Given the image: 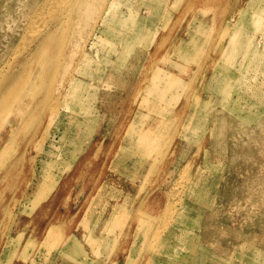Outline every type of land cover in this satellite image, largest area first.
<instances>
[{"label":"rangeland","instance_id":"374dc122","mask_svg":"<svg viewBox=\"0 0 264 264\" xmlns=\"http://www.w3.org/2000/svg\"><path fill=\"white\" fill-rule=\"evenodd\" d=\"M43 1L0 0V137L10 145L8 156L0 160V171L27 150L16 178L0 189V264H264V33L258 52L247 56L251 35H260L254 31L264 26V0H213L212 4L206 0L192 6L187 0H181L180 6L163 0L162 17L153 30L146 31L139 39L123 41L129 51L122 66L109 65L118 53L109 47L98 27L95 29L102 22L103 9L109 11L108 1L90 2L96 9L102 6L101 9L77 36L64 41V50L70 41L80 46L87 43L93 51L92 68L105 71L106 80L87 79L85 83L95 90H112L123 79L130 89L139 87L140 79L131 83L134 75L149 76L154 62L156 70L157 55V59L165 56L181 41L190 39L188 25L198 11L209 9L222 22L223 10L239 9L244 28L238 33L234 26L232 37L222 36L225 41L221 38L218 49L220 52L229 39V43L236 40L245 46L236 54L226 52L225 68L220 64L216 72L210 59L217 55L213 52L219 40L216 36L210 37L199 59H183L182 54L174 53V63L191 70L169 67L166 71L168 84L188 92L185 97L190 98L192 105L187 114L196 109L193 102L200 89L208 90L203 98L218 101L205 118L214 144H210L206 155L201 153L198 140L187 144L183 162L187 157L184 165L188 172L181 166L175 168L184 176L174 185L177 198L168 212L159 211L158 202L152 207L145 204L154 197L148 196V189L159 177L160 161L145 158L147 164L140 166L136 180L124 181L113 170H109L104 180L107 170H99V165L116 150L123 137V127L135 119L131 117L137 100L152 95L145 90L142 95L128 96L126 105L132 109L130 112L109 115L107 121L108 111L98 108L99 100L83 96L75 108L76 122L84 123L90 112L96 118V123L80 135L82 143L91 145L90 150L84 156L77 154L75 160L60 154L46 155V147L54 138L59 146L54 132L60 125L61 114L72 111H59V100L70 108L71 100L77 97L67 91L60 98V77L73 71L82 55L75 51L70 59H60L57 73L53 68L48 69L49 52L35 66L36 60L28 53L29 45L42 40L37 33L51 21L48 18L52 15L43 9ZM121 3L126 5L124 11H135L142 1ZM36 8L42 9L38 15ZM253 13L257 14L256 19L251 18ZM150 14L148 11L147 16ZM149 20L142 19V25L146 26ZM133 24L126 20L123 28L129 29ZM218 58L221 59L220 53ZM25 63L30 68L24 69ZM26 70L29 72L21 79L20 88L9 97H1L8 84ZM110 71L114 75L108 79ZM214 71L213 81L210 75ZM46 99L50 107L38 119L34 109ZM178 104L182 116V102ZM167 112L169 116L163 118ZM176 113L177 107L175 111L161 110L152 128L153 142L158 146L168 148L165 133L176 126ZM105 121L108 125H104ZM171 155L174 157L175 151L171 150ZM41 156L48 158L41 163ZM79 158L83 159L82 164H70ZM31 180L39 184L30 191L27 183ZM101 181L110 187L106 184L94 190V185L102 184ZM167 189L166 195L171 198L170 187H161ZM70 244L76 250L66 247ZM62 249L68 251L65 257L60 254Z\"/></svg>","mask_w":264,"mask_h":264},{"label":"bare ground","instance_id":"6f19581e","mask_svg":"<svg viewBox=\"0 0 264 264\" xmlns=\"http://www.w3.org/2000/svg\"><path fill=\"white\" fill-rule=\"evenodd\" d=\"M96 0H45L43 1V9L49 10V14L52 15L48 18L51 19L49 23L44 25L39 31L38 35L42 36V40H38L29 45L28 53L34 58L35 66L39 64L42 57L46 52L50 54V63L48 69H55V72H59L61 68V60L64 58L68 60L71 58V55L75 52H81L82 57L78 60V66L68 73H62L61 75V87L58 90V95L60 98L64 93L69 91L70 94H75L77 97L71 100L70 108L67 104L59 100L60 109L62 110H72L71 113L64 114L60 120V125H58L54 132V137L57 135L59 146L56 144V139L50 141L49 145L46 147L45 153L47 156L61 155L72 160L76 159L77 154L84 156L90 150L91 145L86 142L82 143L80 135L87 130L90 124L96 123V118L92 113H88L85 118V122L78 124L76 122V112L75 108L79 101L83 99V96H89L92 99L99 100L98 108L104 111H108L106 121L109 115L114 114H123L126 111H131L132 109L126 104L129 102V95L139 94L142 95L143 90L151 96L141 98L137 100L136 106L133 109L132 119L128 125L123 127V137L119 140L116 150L110 155L109 159L103 164L99 165V170H107V174L104 180L107 179L109 175V170H113L115 174H119L124 181L127 180H136L139 178V168L141 165L147 164L144 163L145 158L154 161H160L159 164V177L152 183L148 189V196H154L151 200L145 202V204H151L152 207L154 202H158V210L161 212H168L171 210L174 202L176 201V191L175 187L178 183V180L184 175H180L175 171L176 167H183V171L188 172L183 162L184 156L186 154L185 149L187 144L191 143V140H198L200 143V150L202 154L206 155L208 150L211 148L210 144H214L213 135L208 134V122L206 121V113L211 111V108H216V103L218 101L211 102L209 98H203L204 94L208 92L207 88L202 91L199 90V95L195 97L194 104L196 109L193 113L187 114V109L192 105L190 98L185 97L188 92L184 89L178 87L177 85H170L167 81V69L173 67L176 69H184L186 71L191 70L187 68L186 65L175 64L173 55L174 53L182 54V58L192 57L193 59H199L203 54V48L210 43V37L213 39L216 36H219V40L213 48V52H216L217 55L211 57L215 71L220 69V64L222 68H225L223 64V59L225 58L226 52L237 53L241 48L245 46L244 43L232 40L230 43L227 40L222 46L220 52L218 49L219 42L222 41L223 37H232L234 31L232 28L236 26L238 33H241L242 26V16L239 14V9L236 11L235 7H231L226 11L223 10L224 18L222 22L218 20V14L210 11L209 9H201L198 11L192 18L190 24L188 25V31H190L191 36L189 40L181 41L175 48V50L168 51L165 56L158 55L156 57L157 68L155 70V63L152 65V74L145 76L142 73L133 76L131 83H136L140 79L139 87L132 86L130 89L129 84L125 80L120 79L118 83L115 84L112 90L100 89L90 86V84L85 83V80L92 79L97 82L100 78L106 80L107 76L105 71L97 72L92 68V53L88 47L87 43L80 46L79 44L70 41L66 46L67 50H64V41L71 37L74 38L81 31V28L87 22L92 21L97 14V10L101 9L100 5L92 6L90 2ZM109 2V11L105 8L103 9L101 16L103 17L102 22L99 25H96L95 29H99L100 34H104L103 37H106V40L109 43V47L114 49V52L118 53L117 57L110 60L109 65H124L125 54L129 51L128 46L124 45L123 41L129 39H139L140 36L146 34V31L151 32L157 21L162 17V8L163 0H141V6L135 11H124L123 9L125 4H122V0H105ZM172 4L179 6L182 4L181 0H169ZM206 0H187L189 6L194 5L198 2H205ZM166 3V2H165ZM213 0L209 4H212ZM119 5V9L116 10V6ZM129 8V7H128ZM96 9V10H95ZM42 11V9L36 8V15ZM150 11V16H147V12ZM259 11V9H255ZM226 15V16H225ZM150 18L146 26L142 25V19ZM252 19L257 18V14L253 13L251 15ZM129 20L133 21L134 24L129 29L123 28V22ZM199 23V24H197ZM219 26V28H218ZM220 27L222 35H220ZM219 32V33H218ZM170 34L171 31L169 32ZM254 33H260V35H251V39L248 41V51L247 56L254 55L255 52H258V45H260L261 37L264 33V26L259 28V31H254ZM177 36V34H173ZM223 36V37H222ZM193 38V39H192ZM176 40H174L175 42ZM223 38V42H224ZM99 42V40H98ZM229 43V44H228ZM93 44V43H92ZM102 45V40H101ZM220 53L221 59L218 58ZM234 54V55H235ZM26 68L28 69L29 63H25ZM36 67L34 69H36ZM155 70V71H154ZM213 72L210 75V78L214 81V75L217 72ZM29 70H26L23 75L18 76L12 82H10L6 88V93L2 94L10 95L14 94L18 88L21 86V79L24 78ZM190 73V71H189ZM65 74V76H64ZM108 79H110L114 73L110 71L107 73ZM111 86V85H110ZM213 88V85H210ZM215 88V86H214ZM190 95V94H189ZM191 96V95H190ZM220 101H222V94H219ZM96 101V100H95ZM182 102V108L184 113L180 115L181 107L178 103ZM50 105L48 104V99L41 101L39 108L34 109L38 119H42L45 114V111L49 109ZM177 107L176 126L165 133L167 139L169 140L168 148L160 147L153 142V131L155 124L159 120V115H161V110H173ZM97 108V109H98ZM186 110V111H185ZM153 116H157L158 119L155 120ZM169 112L165 114L163 118H167ZM65 118H70L71 121ZM104 125H108L107 123ZM59 124V121L57 122ZM126 124V123H124ZM174 124V118L172 120ZM16 125L14 126V129ZM10 131L13 129L9 128ZM15 132L14 138L16 136ZM36 133V132H35ZM70 133V134H68ZM194 137V138H193ZM11 138V136H10ZM70 140L68 141V139ZM152 138V139H148ZM5 138L0 137V160L6 158L9 154L10 145L7 142H4ZM207 142V144H206ZM217 142V140H215ZM11 143V141H10ZM197 145V144H196ZM158 149V152L156 150ZM172 152L175 151L176 155L172 157ZM27 153V150L22 152L20 156L15 157L3 170L0 171V189L6 184H10L13 181L24 161V155ZM48 157L41 156V163L44 162ZM83 163V159L79 158L78 162H70L72 165H79ZM180 168V169H181ZM200 169V168H199ZM198 169V170H199ZM197 170V171H198ZM182 171V172H183ZM196 171V172H197ZM142 172V171H140ZM195 172V173H196ZM201 172H199L198 177H200ZM194 178H191L190 180ZM40 181V178H39ZM102 184L96 183L93 189L95 190L98 187H104L107 182L101 181ZM39 182L35 184L33 181L27 183L28 190H32L34 186H38ZM108 188L110 187L107 184ZM161 187H170V197L166 195L167 190H161ZM158 189V190H157ZM109 192V191H106ZM144 190L141 192V196ZM141 205L144 206L143 200ZM70 250H76V247L72 244L66 246ZM60 254L65 257L68 254L66 249H62ZM71 258V256H69ZM77 264V263H75Z\"/></svg>","mask_w":264,"mask_h":264}]
</instances>
